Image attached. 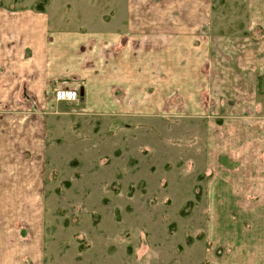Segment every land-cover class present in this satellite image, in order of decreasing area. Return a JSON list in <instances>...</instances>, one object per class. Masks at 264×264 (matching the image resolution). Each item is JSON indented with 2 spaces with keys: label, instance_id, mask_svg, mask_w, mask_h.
Masks as SVG:
<instances>
[{
  "label": "rangeland",
  "instance_id": "rangeland-1",
  "mask_svg": "<svg viewBox=\"0 0 264 264\" xmlns=\"http://www.w3.org/2000/svg\"><path fill=\"white\" fill-rule=\"evenodd\" d=\"M25 1L94 28L124 11L119 0ZM197 1L199 20L210 3L197 32L212 44L264 42V0ZM73 90L75 102L38 100L47 108L20 101L47 123L48 264H264V211L241 204L264 191V77L257 106L231 114L211 111L207 95L200 114L134 111L135 103L126 113L89 112Z\"/></svg>",
  "mask_w": 264,
  "mask_h": 264
},
{
  "label": "crops",
  "instance_id": "crops-1",
  "mask_svg": "<svg viewBox=\"0 0 264 264\" xmlns=\"http://www.w3.org/2000/svg\"><path fill=\"white\" fill-rule=\"evenodd\" d=\"M18 2L0 0V264H48L47 123L20 101L52 104L57 89L74 88L89 112L126 113L135 103L134 111L200 114L207 95L214 113H242L258 103L264 42L221 37L212 44L197 32L211 16L210 3L199 20L196 0H119L120 18L98 28ZM261 194L241 204L264 211Z\"/></svg>",
  "mask_w": 264,
  "mask_h": 264
},
{
  "label": "built area",
  "instance_id": "built-area-1",
  "mask_svg": "<svg viewBox=\"0 0 264 264\" xmlns=\"http://www.w3.org/2000/svg\"><path fill=\"white\" fill-rule=\"evenodd\" d=\"M78 92L73 89H59L55 92L56 101L75 102L79 99Z\"/></svg>",
  "mask_w": 264,
  "mask_h": 264
}]
</instances>
